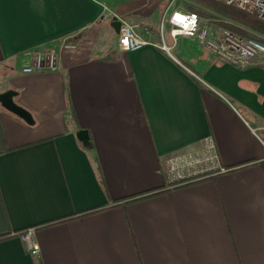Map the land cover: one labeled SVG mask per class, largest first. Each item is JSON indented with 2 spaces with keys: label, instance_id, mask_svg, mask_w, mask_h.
I'll return each instance as SVG.
<instances>
[{
  "label": "crops",
  "instance_id": "1",
  "mask_svg": "<svg viewBox=\"0 0 264 264\" xmlns=\"http://www.w3.org/2000/svg\"><path fill=\"white\" fill-rule=\"evenodd\" d=\"M180 1L0 0V96L31 117L0 101V264H264V64L170 35L168 51L125 53L111 26L117 15L159 44L168 9H196L215 39L254 29ZM42 46L60 70L21 73ZM207 140L225 172L170 185L167 160L202 158Z\"/></svg>",
  "mask_w": 264,
  "mask_h": 264
},
{
  "label": "built area",
  "instance_id": "2",
  "mask_svg": "<svg viewBox=\"0 0 264 264\" xmlns=\"http://www.w3.org/2000/svg\"><path fill=\"white\" fill-rule=\"evenodd\" d=\"M177 1L180 0H171V4ZM211 1L233 7L264 24V0ZM113 17H117L121 22L119 48L125 53L135 52L147 46L168 51L164 42V25L166 24L169 27V35L173 40H176L178 37L195 40L216 57L233 66L244 69L256 61L264 64V43L251 37L241 36L228 28H221L219 39H215L209 35L206 28H200V16L192 10L168 9L165 12L160 27L159 44L147 39L138 30V26L117 15ZM66 47L74 46L67 44ZM25 55L28 59L24 61L20 68L23 74L45 71L56 72L60 70L57 49L52 46L37 47L28 51ZM259 140L264 146V135ZM205 150L206 155L202 158H199L195 154L171 156L167 160L170 185L179 186L192 182L199 177L206 176L208 170L217 171L218 173L225 172L216 163V154L210 140H207ZM35 231V228H28L21 235L27 253L39 256L40 249L35 243Z\"/></svg>",
  "mask_w": 264,
  "mask_h": 264
},
{
  "label": "trees",
  "instance_id": "3",
  "mask_svg": "<svg viewBox=\"0 0 264 264\" xmlns=\"http://www.w3.org/2000/svg\"><path fill=\"white\" fill-rule=\"evenodd\" d=\"M202 2H204V4L207 5L208 7L214 8V9L218 10L219 12H222V13L230 16L233 20L241 21L242 23H245L246 25L264 33V24L257 21L252 16H249V15H247V14H245V13H243V12L233 8V7L227 6V5L222 4V3H215L211 0H202ZM191 10L197 12L199 15H203L200 13L199 10H196V9H191ZM223 26L230 29L231 31L241 35V36L251 37L257 41H260L256 38H254L253 36H251L250 34H248L247 32L240 30L239 28H237L233 25L224 24ZM260 42L264 43L263 41H260ZM158 192L157 191L147 192L145 194H142L140 197H144V196H147L150 194H156ZM5 238L6 237H0V241L5 239Z\"/></svg>",
  "mask_w": 264,
  "mask_h": 264
},
{
  "label": "water",
  "instance_id": "4",
  "mask_svg": "<svg viewBox=\"0 0 264 264\" xmlns=\"http://www.w3.org/2000/svg\"><path fill=\"white\" fill-rule=\"evenodd\" d=\"M111 26L113 27V29L115 30V32L117 34L120 33V29H121V22L118 20L117 17H113L112 18V23ZM14 92H7L3 95L0 96V101L3 105L7 106V108L13 112L14 114L26 119V120H30L31 121V117L29 115V113L17 106L14 101ZM77 138L79 141H81L85 146H89L90 145V138H89V134L86 130H81L77 133Z\"/></svg>",
  "mask_w": 264,
  "mask_h": 264
},
{
  "label": "rangeland",
  "instance_id": "5",
  "mask_svg": "<svg viewBox=\"0 0 264 264\" xmlns=\"http://www.w3.org/2000/svg\"><path fill=\"white\" fill-rule=\"evenodd\" d=\"M181 1H178L180 3ZM169 27L166 25L164 29V38H165V44L169 46L170 37H169ZM261 31L256 30V29H250V35H252L256 39H264V34L260 33Z\"/></svg>",
  "mask_w": 264,
  "mask_h": 264
}]
</instances>
